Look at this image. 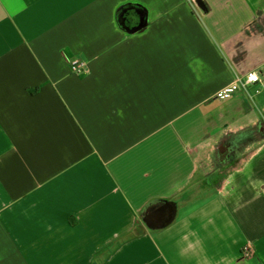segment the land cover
Returning <instances> with one entry per match:
<instances>
[{"label":"crops","instance_id":"obj_1","mask_svg":"<svg viewBox=\"0 0 264 264\" xmlns=\"http://www.w3.org/2000/svg\"><path fill=\"white\" fill-rule=\"evenodd\" d=\"M257 70L264 0H0V264H264Z\"/></svg>","mask_w":264,"mask_h":264},{"label":"water","instance_id":"obj_2","mask_svg":"<svg viewBox=\"0 0 264 264\" xmlns=\"http://www.w3.org/2000/svg\"><path fill=\"white\" fill-rule=\"evenodd\" d=\"M116 18L119 27L131 34L140 32L148 23L147 10L138 4L122 6L119 8ZM222 152H224L223 148Z\"/></svg>","mask_w":264,"mask_h":264},{"label":"built area","instance_id":"obj_3","mask_svg":"<svg viewBox=\"0 0 264 264\" xmlns=\"http://www.w3.org/2000/svg\"><path fill=\"white\" fill-rule=\"evenodd\" d=\"M72 72L75 74H83L85 72V63L76 60L71 65ZM250 84H261L264 87V75L260 70L237 74L233 81L224 90L217 94L216 97L226 100L232 98L236 91L241 87H248Z\"/></svg>","mask_w":264,"mask_h":264},{"label":"rangeland","instance_id":"obj_4","mask_svg":"<svg viewBox=\"0 0 264 264\" xmlns=\"http://www.w3.org/2000/svg\"><path fill=\"white\" fill-rule=\"evenodd\" d=\"M252 134V132L251 133H249V135H251ZM253 145V144H252ZM242 148H246L245 146H240L239 148H238V152H236V151H234V152H232L233 153V155L235 156H239L234 162L233 161H228V164H227V169H225L224 170V172L223 173H219L218 172V175L216 176V174H217V172H215V170H216V168L213 170V178L211 177L212 175L210 174V173H212V172H210V173H208L209 175L208 176H206V177H208V178H206V182L208 183L209 182V179L210 180H213V182H215V181H219V180H224V179H227L228 178V175H229V172H231L232 171V169H233V165H236L237 163H240L241 161H243V159L245 158V156H246V154H243V152L241 151V149ZM214 157L215 158H217L218 159V161L220 162H222V157L223 156H221V153H220V150L219 149H217L216 150V152H215V154H214ZM244 157V158H243ZM243 158V159H242ZM223 163H225V162H223ZM223 163H222V166H223ZM215 165H217L216 163H215ZM215 165H213L214 167H215ZM221 165V164H220ZM219 165V166H220ZM218 168V167H217ZM206 183V184H207ZM214 189V187H211V186H206V190L205 191H203L204 193L205 192H209V191H211V190H213ZM191 192H193V191H191ZM194 200V199H193Z\"/></svg>","mask_w":264,"mask_h":264},{"label":"trees","instance_id":"obj_5","mask_svg":"<svg viewBox=\"0 0 264 264\" xmlns=\"http://www.w3.org/2000/svg\"><path fill=\"white\" fill-rule=\"evenodd\" d=\"M240 141H242L241 139H237V144H240ZM225 154V153H224ZM191 191H193V192H191ZM196 195V191H195V189L194 188H192L191 190H188V191H186L185 193H184V198L185 199H189L190 197H193V196H195Z\"/></svg>","mask_w":264,"mask_h":264},{"label":"flooded vegetation","instance_id":"obj_6","mask_svg":"<svg viewBox=\"0 0 264 264\" xmlns=\"http://www.w3.org/2000/svg\"><path fill=\"white\" fill-rule=\"evenodd\" d=\"M228 143H232V142L228 141V142H224V143H222V144L219 146V150L222 151V148H223L224 146H227L228 148H230L231 146L228 145ZM224 151H225V150H224ZM224 153H226V152H223V154H224Z\"/></svg>","mask_w":264,"mask_h":264}]
</instances>
